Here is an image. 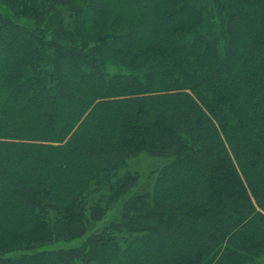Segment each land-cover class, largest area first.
<instances>
[{"label":"trees","instance_id":"obj_1","mask_svg":"<svg viewBox=\"0 0 264 264\" xmlns=\"http://www.w3.org/2000/svg\"><path fill=\"white\" fill-rule=\"evenodd\" d=\"M263 257L264 0H0V264Z\"/></svg>","mask_w":264,"mask_h":264},{"label":"rangeland","instance_id":"obj_2","mask_svg":"<svg viewBox=\"0 0 264 264\" xmlns=\"http://www.w3.org/2000/svg\"><path fill=\"white\" fill-rule=\"evenodd\" d=\"M167 164V161L161 158H153L147 156L146 154L140 153L135 157L131 158L127 164V170L136 172L138 175V182L136 183V187L132 189V191L122 197L120 200L116 202L113 206L110 207V210L106 213L105 217L98 223H93V226L90 230V233L101 230L102 228L108 226L111 222H116L120 220L121 214L123 212V204L130 195L132 194H141V193H149L152 192V187L154 181L157 177L159 171ZM104 195H107L106 193ZM97 196L92 199V202L97 201ZM80 240L72 241L69 243H61L60 247H70L77 244ZM252 264H264V257L258 262H253Z\"/></svg>","mask_w":264,"mask_h":264}]
</instances>
